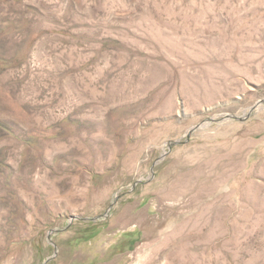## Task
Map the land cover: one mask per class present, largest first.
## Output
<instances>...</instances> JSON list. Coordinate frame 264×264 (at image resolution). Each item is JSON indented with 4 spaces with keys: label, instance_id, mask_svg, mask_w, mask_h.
Returning a JSON list of instances; mask_svg holds the SVG:
<instances>
[{
    "label": "rangeland",
    "instance_id": "obj_1",
    "mask_svg": "<svg viewBox=\"0 0 264 264\" xmlns=\"http://www.w3.org/2000/svg\"><path fill=\"white\" fill-rule=\"evenodd\" d=\"M0 264H264V0H0Z\"/></svg>",
    "mask_w": 264,
    "mask_h": 264
},
{
    "label": "water",
    "instance_id": "obj_2",
    "mask_svg": "<svg viewBox=\"0 0 264 264\" xmlns=\"http://www.w3.org/2000/svg\"><path fill=\"white\" fill-rule=\"evenodd\" d=\"M76 218H79V217L76 216ZM93 219H94V218H91V220H93Z\"/></svg>",
    "mask_w": 264,
    "mask_h": 264
}]
</instances>
